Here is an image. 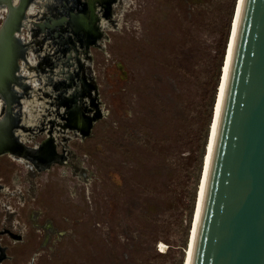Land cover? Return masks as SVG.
<instances>
[{
	"label": "rangeland",
	"instance_id": "1",
	"mask_svg": "<svg viewBox=\"0 0 264 264\" xmlns=\"http://www.w3.org/2000/svg\"><path fill=\"white\" fill-rule=\"evenodd\" d=\"M239 2L116 0L79 135L58 136L59 162L36 175L0 159L21 191L0 205L2 264H188ZM30 100L28 126L43 110Z\"/></svg>",
	"mask_w": 264,
	"mask_h": 264
},
{
	"label": "flooded vegetation",
	"instance_id": "2",
	"mask_svg": "<svg viewBox=\"0 0 264 264\" xmlns=\"http://www.w3.org/2000/svg\"><path fill=\"white\" fill-rule=\"evenodd\" d=\"M115 2L0 0V7H4L0 12V39L4 46L0 63V127L3 131L0 147L7 149L0 154V159L23 166L27 172L36 175L59 162L54 153L60 142L58 136L69 139L79 135L83 123L81 116L89 108L86 94L90 97L96 94L95 86L89 84L92 78L89 56L92 48L100 46L101 18L112 16ZM31 3L38 10L34 8L29 14ZM26 33L28 38L24 39ZM85 67L89 79L83 76ZM34 96L41 102L43 110L39 108L37 122L28 126L23 121V98L32 99ZM53 123L64 127L57 128L60 134L51 133ZM68 131L73 134H63ZM42 134L45 139L51 138L52 153L50 150L44 155L40 153L41 144L36 138ZM5 175L0 176V205L4 204L6 194L15 196L21 192L16 172ZM17 203L25 206L20 200ZM16 236L18 238L19 234ZM3 259L0 250V264ZM33 261L34 253L25 264H34Z\"/></svg>",
	"mask_w": 264,
	"mask_h": 264
},
{
	"label": "water",
	"instance_id": "3",
	"mask_svg": "<svg viewBox=\"0 0 264 264\" xmlns=\"http://www.w3.org/2000/svg\"><path fill=\"white\" fill-rule=\"evenodd\" d=\"M190 264H264V0L241 3Z\"/></svg>",
	"mask_w": 264,
	"mask_h": 264
},
{
	"label": "bare ground",
	"instance_id": "4",
	"mask_svg": "<svg viewBox=\"0 0 264 264\" xmlns=\"http://www.w3.org/2000/svg\"><path fill=\"white\" fill-rule=\"evenodd\" d=\"M15 1V0H14ZM239 6H238V12H237V16H236V21H235V26H234V29H233V32H232V36H231V43H230V50H229V55H228V61H227V64L225 66V70H224V75H223V83H222V86H221V92H220V95H219V100H218V103H217V113H216V119H215V125H214V131H213V137H212V142H211V147H210V152H209V155H208V159H207V165H206V169H205V175H204V179H203V189H202V193H201V198H200V206H199V211H198V216H197V221H196V226H195V231H194V236H193V240H192V246H193V242H194V238H195V233H196V227H197V224H198V219H199V213H200V208H201V203H202V197H203V193H204V188H205V183H206V177H207V172H208V167H209V163H210V157H211V153H212V147H213V141H214V137H215V131H216V127H217V122H218V117H219V112H220V107H221V103H222V97H223V91H224V86H225V81H226V77H227V71H228V65H229V61H230V55H231V50H232V46H233V42H234V35H235V29H236V25H237V22H238V18H239V14H240V9H241V3H242V0H240L239 2ZM17 4V3H16ZM35 5V4H34ZM32 6V5H31ZM2 8V7H1ZM34 10V9H33ZM29 12V11H28ZM31 13V12H30ZM104 21V20H103ZM22 22V21H21ZM27 24V23H26ZM3 52H4V46L2 44V41L0 39V63L2 61V58H3ZM71 90V89H70ZM27 100V99H26ZM25 100V101H26ZM32 100V99H31ZM30 100V101H31ZM33 102V101H31ZM33 104V103H32ZM35 104V103H34ZM2 106V105H0ZM28 113V112H27ZM38 117V116H37ZM35 118V116H34ZM32 121V117L30 119ZM34 120V119H33ZM24 121V120H23ZM25 122V121H24ZM33 122V121H32ZM1 132L3 133L1 127H0V134ZM192 246H191V252H190V257H189V262L188 264H190V258H191V253H192Z\"/></svg>",
	"mask_w": 264,
	"mask_h": 264
}]
</instances>
